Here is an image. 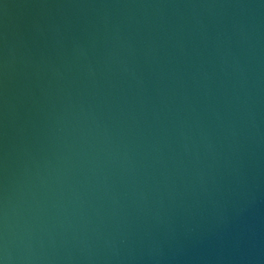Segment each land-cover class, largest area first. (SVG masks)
Wrapping results in <instances>:
<instances>
[{
    "label": "water",
    "instance_id": "water-1",
    "mask_svg": "<svg viewBox=\"0 0 264 264\" xmlns=\"http://www.w3.org/2000/svg\"><path fill=\"white\" fill-rule=\"evenodd\" d=\"M0 264H264V0H0Z\"/></svg>",
    "mask_w": 264,
    "mask_h": 264
}]
</instances>
